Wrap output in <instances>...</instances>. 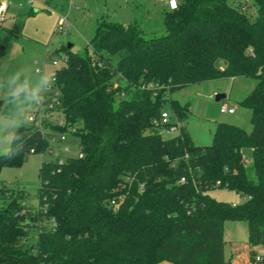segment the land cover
I'll return each instance as SVG.
<instances>
[{
  "label": "trees",
  "instance_id": "1",
  "mask_svg": "<svg viewBox=\"0 0 264 264\" xmlns=\"http://www.w3.org/2000/svg\"><path fill=\"white\" fill-rule=\"evenodd\" d=\"M177 2L163 11L160 36L146 39L135 23L102 20L91 55L60 48L68 60L53 74L57 109L77 126L81 157L60 167L55 160L41 164L37 207L22 204L24 191L0 188V264H232L224 257L227 221L247 224L250 264H260L264 0ZM235 78L255 80L240 103L250 111L251 131L218 123L210 145H194L182 124L188 109L167 97ZM166 102L180 123L169 138L158 124ZM14 135L19 154L0 156V169L49 149L33 126ZM126 176L132 182L123 186ZM215 189L242 201H216L209 195Z\"/></svg>",
  "mask_w": 264,
  "mask_h": 264
},
{
  "label": "rangeland",
  "instance_id": "2",
  "mask_svg": "<svg viewBox=\"0 0 264 264\" xmlns=\"http://www.w3.org/2000/svg\"><path fill=\"white\" fill-rule=\"evenodd\" d=\"M232 1V0H229ZM166 9L161 0H34L32 5L28 0H11L8 3L5 21L0 24V97L7 95L9 77L19 72L21 80L35 82L39 75L52 78L55 70L64 66L61 61L64 49L71 45V51L91 55L89 46L94 40L96 30L102 20L128 25L135 23L143 31L146 39L164 34L162 13ZM168 10V9H167ZM60 16L67 18V28L59 33L56 26ZM4 52V53H3ZM53 60L57 65H53ZM115 57L113 62H115ZM219 67L221 62H219ZM117 82H115L114 87ZM119 84V83H118ZM255 80L250 78L225 79L209 81L183 87L167 100L177 102L188 109L187 118L182 124L187 129L196 145H210L213 130L218 123L236 126L245 132H250V111L240 105L248 95ZM218 95L226 98L216 102ZM12 97L7 101L0 98V123L5 126L16 123L30 127L33 124L29 117L33 114L44 115L39 104L25 102L23 97L19 103H12ZM222 105L236 106L233 115L221 114ZM163 109L173 116L168 102ZM58 113L51 115L49 123L60 117ZM16 127L8 129L7 135H14ZM178 130L165 133L164 137H173ZM44 136L52 153L45 151L29 155L19 167L3 166L0 169V188L4 185L10 189L24 191L25 207H37V190L39 186V170L42 163L54 161L55 153L63 160L77 157L79 149L77 141L68 137L66 141H58L59 135L47 130ZM52 138H56L52 141ZM69 147V152L64 147ZM244 156L250 157L246 151ZM209 195L216 201L238 204L242 199L238 194L226 189L212 190ZM227 226H224L223 229ZM34 234V231L32 232ZM264 254V253H263ZM257 257L261 256L257 254ZM264 264V262L260 263Z\"/></svg>",
  "mask_w": 264,
  "mask_h": 264
},
{
  "label": "built area",
  "instance_id": "3",
  "mask_svg": "<svg viewBox=\"0 0 264 264\" xmlns=\"http://www.w3.org/2000/svg\"><path fill=\"white\" fill-rule=\"evenodd\" d=\"M10 1L11 0H0V24L5 21V16H6V12L8 9V3ZM166 2H167V6L169 10H175L178 6L177 0H175V6H173V0H167ZM33 3H34V0H28L29 5H32ZM66 28H67V18L60 16L57 26H56V31L61 33ZM60 59L65 64L68 60V57L66 54H64L62 57H60ZM53 65H57V62L55 60H53ZM52 79L54 80L52 87L47 92L44 93L45 99L41 104H39L42 107V110L44 111V115L42 116L40 115L38 119H37V115L35 114L29 117V121L33 124V127L38 129L43 135H44V132H46L47 130L52 131L45 127V123L46 122L49 123L48 121L50 120L51 115L54 113L60 114V112L57 109L60 104L59 103V91L55 85V78L53 76H52ZM234 110H235V107L229 108V106L227 105H222L219 112L221 114H233ZM59 116L60 117L58 118H54L53 122L49 123L58 128H65L64 132L52 131L59 135L58 141H66L68 137H72V139L74 141H77V144H78V140L76 137L77 126L67 123L62 115H59ZM158 124L163 126L162 133L164 134L172 132V131H176L180 127V123L176 120V118H172L171 114H169L165 110L161 113ZM55 140L56 138H52V141H55ZM63 149L65 152H69L68 146L64 147ZM78 149H79V152H78L77 157H81L79 145H78ZM47 151H49L50 153L53 152L52 149L50 148ZM55 156H56L55 161H57V164L59 167L62 166L64 162L68 159L67 158L66 160H63L56 153H55ZM244 161L245 163H247L248 160L245 159ZM57 170H59V168ZM131 182H132V179L129 176H126L123 179L122 185L123 186L130 185ZM179 182L184 183L185 179L181 178ZM115 203H116L115 200L111 201V205H114ZM256 261L260 262L261 259L259 257H256Z\"/></svg>",
  "mask_w": 264,
  "mask_h": 264
},
{
  "label": "clouds",
  "instance_id": "4",
  "mask_svg": "<svg viewBox=\"0 0 264 264\" xmlns=\"http://www.w3.org/2000/svg\"><path fill=\"white\" fill-rule=\"evenodd\" d=\"M9 86L7 95L0 97L7 101V96H11L12 103H19L21 97H23L25 102L32 104H41L45 97L44 93L47 92L53 85L54 80L47 75H39L35 82H31L28 79L21 80L20 73H14L9 77ZM2 86V85H0ZM22 124L16 123L13 125L5 126L3 123H0V156L6 158H13L18 155V152H13L12 142H14L18 137L15 135L8 136L7 132L9 128L12 127H21Z\"/></svg>",
  "mask_w": 264,
  "mask_h": 264
},
{
  "label": "crops",
  "instance_id": "5",
  "mask_svg": "<svg viewBox=\"0 0 264 264\" xmlns=\"http://www.w3.org/2000/svg\"><path fill=\"white\" fill-rule=\"evenodd\" d=\"M166 1L167 0H161L163 6L166 7V9L164 10L168 9ZM162 16H163V13H162ZM1 47L2 45H0V48ZM235 79H233V81ZM234 107H235V110H234V113H235L236 106ZM233 114H230V115H233ZM197 146H204V145H197ZM246 158L249 159L248 157ZM224 226H227L228 228L227 231H226V228L224 229V240H225L224 257H225V260L227 262H231L232 264H250L249 247L247 245V224L243 221H227L224 223ZM255 251L257 254L261 253V256H259L261 261L259 263L264 262V254H263L264 249L261 246H257L255 247ZM159 264H172V263L161 262Z\"/></svg>",
  "mask_w": 264,
  "mask_h": 264
},
{
  "label": "water",
  "instance_id": "6",
  "mask_svg": "<svg viewBox=\"0 0 264 264\" xmlns=\"http://www.w3.org/2000/svg\"><path fill=\"white\" fill-rule=\"evenodd\" d=\"M70 47H71V45H68V46H67V48H70ZM225 98H226L225 95H218V96H216L215 101H216V102H219V101H221V100H223V99H225ZM1 106H2V102H0V109H1Z\"/></svg>",
  "mask_w": 264,
  "mask_h": 264
},
{
  "label": "snow or ice",
  "instance_id": "7",
  "mask_svg": "<svg viewBox=\"0 0 264 264\" xmlns=\"http://www.w3.org/2000/svg\"><path fill=\"white\" fill-rule=\"evenodd\" d=\"M173 6H175V0H173Z\"/></svg>",
  "mask_w": 264,
  "mask_h": 264
}]
</instances>
